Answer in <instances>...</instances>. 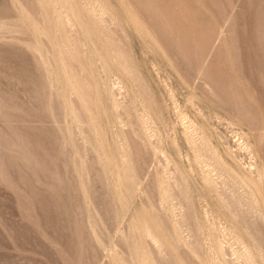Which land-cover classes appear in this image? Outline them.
I'll list each match as a JSON object with an SVG mask.
<instances>
[{
    "label": "rangeland",
    "instance_id": "rangeland-1",
    "mask_svg": "<svg viewBox=\"0 0 264 264\" xmlns=\"http://www.w3.org/2000/svg\"><path fill=\"white\" fill-rule=\"evenodd\" d=\"M0 264H264V0H0Z\"/></svg>",
    "mask_w": 264,
    "mask_h": 264
}]
</instances>
